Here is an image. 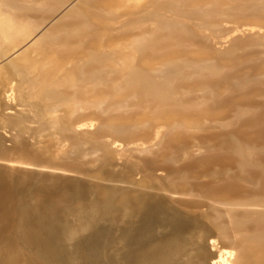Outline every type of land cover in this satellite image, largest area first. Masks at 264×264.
<instances>
[{"label": "bare ground", "instance_id": "obj_1", "mask_svg": "<svg viewBox=\"0 0 264 264\" xmlns=\"http://www.w3.org/2000/svg\"><path fill=\"white\" fill-rule=\"evenodd\" d=\"M0 264H264V0H0Z\"/></svg>", "mask_w": 264, "mask_h": 264}, {"label": "rangeland", "instance_id": "obj_2", "mask_svg": "<svg viewBox=\"0 0 264 264\" xmlns=\"http://www.w3.org/2000/svg\"><path fill=\"white\" fill-rule=\"evenodd\" d=\"M47 141H45L42 145L43 146H47V147H50L49 143H46ZM52 147V146H51Z\"/></svg>", "mask_w": 264, "mask_h": 264}]
</instances>
